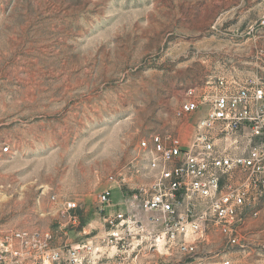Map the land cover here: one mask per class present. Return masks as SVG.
<instances>
[{"label":"rangeland","instance_id":"rangeland-1","mask_svg":"<svg viewBox=\"0 0 264 264\" xmlns=\"http://www.w3.org/2000/svg\"><path fill=\"white\" fill-rule=\"evenodd\" d=\"M263 13V0H0V238L104 234L99 193L110 188L105 213L125 210L109 176L141 139L186 140L204 115L178 114L187 88L217 75L264 77ZM64 198L78 204L74 224L59 211ZM258 204L238 245L210 228L184 256L144 233L104 247L98 264H264V195Z\"/></svg>","mask_w":264,"mask_h":264},{"label":"built area","instance_id":"built-area-1","mask_svg":"<svg viewBox=\"0 0 264 264\" xmlns=\"http://www.w3.org/2000/svg\"><path fill=\"white\" fill-rule=\"evenodd\" d=\"M200 110L204 115L188 139L171 133L141 139L133 157L109 176L125 210L105 213L110 188L99 193L104 234L68 243L60 241L61 228L9 230L0 238V264H98L105 258L104 247L119 250L144 233L154 237L153 245L184 256L206 244L210 228L227 245H238L240 230L248 216L257 215L264 195V77L206 78L185 90L178 114ZM133 208L145 212L148 221L136 218ZM77 209L73 199L60 202L59 211L73 224L79 220Z\"/></svg>","mask_w":264,"mask_h":264},{"label":"crops","instance_id":"crops-1","mask_svg":"<svg viewBox=\"0 0 264 264\" xmlns=\"http://www.w3.org/2000/svg\"><path fill=\"white\" fill-rule=\"evenodd\" d=\"M60 231H62V229Z\"/></svg>","mask_w":264,"mask_h":264}]
</instances>
